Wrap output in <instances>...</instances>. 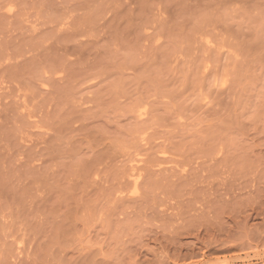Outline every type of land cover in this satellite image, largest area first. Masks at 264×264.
Masks as SVG:
<instances>
[{"label":"rangeland","instance_id":"obj_1","mask_svg":"<svg viewBox=\"0 0 264 264\" xmlns=\"http://www.w3.org/2000/svg\"><path fill=\"white\" fill-rule=\"evenodd\" d=\"M0 264H264V0H0Z\"/></svg>","mask_w":264,"mask_h":264}]
</instances>
